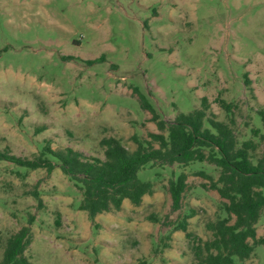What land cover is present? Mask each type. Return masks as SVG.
I'll list each match as a JSON object with an SVG mask.
<instances>
[{
    "label": "rangeland",
    "instance_id": "obj_1",
    "mask_svg": "<svg viewBox=\"0 0 264 264\" xmlns=\"http://www.w3.org/2000/svg\"><path fill=\"white\" fill-rule=\"evenodd\" d=\"M139 94L165 121L205 97L227 122L215 103L222 98L236 104L239 141L252 128L264 134L256 114L264 108V0H0V150L32 158L48 141L103 159L99 141L115 137L133 151V135L156 132ZM255 141L258 156L264 141ZM199 170L218 176L199 162L146 167L138 178L154 183L152 195L90 221L57 167L48 174L0 162V261L31 216L30 264H197L195 238H211L205 224L221 201ZM182 171L187 188L174 210L168 181ZM191 209L186 238L172 225ZM256 230L264 237V216ZM240 264H264V246Z\"/></svg>",
    "mask_w": 264,
    "mask_h": 264
},
{
    "label": "trees",
    "instance_id": "obj_2",
    "mask_svg": "<svg viewBox=\"0 0 264 264\" xmlns=\"http://www.w3.org/2000/svg\"><path fill=\"white\" fill-rule=\"evenodd\" d=\"M243 82L252 92L246 74ZM138 97L141 106L150 113L156 132H149L147 139L133 135L131 140L136 144L133 151L115 137L99 141L103 159L87 157L70 147L52 148L45 141L32 158L15 156L8 149L0 150V162L28 171L43 169L48 174L57 167L80 192L78 210L85 212L90 221L97 215L120 211L124 200L138 207L144 196L152 195L154 183L138 178L139 171L146 167L175 165L184 169L194 162L208 164L217 171L215 180L203 170L194 173L208 182L206 187L215 191L221 201L215 220L205 224L211 238L204 241L195 238L194 259L197 264H240L248 260L255 246H264V237H257L256 230L264 216V150L256 156L259 144L255 141H264V134L252 128L251 138L239 141L235 132L236 104L222 98H217L215 103L225 112L227 122L216 120L205 97L200 99L198 108L187 114L179 113L171 121L161 119L142 95ZM256 114L264 124V108ZM186 181L187 174L183 171L168 181L167 191L174 210L181 207ZM195 215L194 210H189L172 225V230L191 238L188 220ZM148 219L157 222L154 215ZM27 222L7 238L0 264H30L25 251L32 241L31 216Z\"/></svg>",
    "mask_w": 264,
    "mask_h": 264
},
{
    "label": "crops",
    "instance_id": "obj_3",
    "mask_svg": "<svg viewBox=\"0 0 264 264\" xmlns=\"http://www.w3.org/2000/svg\"><path fill=\"white\" fill-rule=\"evenodd\" d=\"M155 132V131H154Z\"/></svg>",
    "mask_w": 264,
    "mask_h": 264
}]
</instances>
